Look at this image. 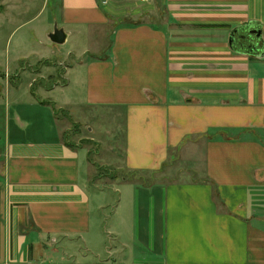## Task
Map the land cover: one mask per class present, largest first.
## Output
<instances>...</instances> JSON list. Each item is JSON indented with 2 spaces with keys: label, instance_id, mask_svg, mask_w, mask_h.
<instances>
[{
  "label": "crops",
  "instance_id": "1",
  "mask_svg": "<svg viewBox=\"0 0 264 264\" xmlns=\"http://www.w3.org/2000/svg\"><path fill=\"white\" fill-rule=\"evenodd\" d=\"M53 2L67 40H112L7 107L0 264H264V0ZM80 107L124 120L134 178L90 180L55 115Z\"/></svg>",
  "mask_w": 264,
  "mask_h": 264
},
{
  "label": "rangeland",
  "instance_id": "2",
  "mask_svg": "<svg viewBox=\"0 0 264 264\" xmlns=\"http://www.w3.org/2000/svg\"><path fill=\"white\" fill-rule=\"evenodd\" d=\"M113 6L110 2L109 7ZM122 9L128 14V7ZM128 22V16L120 18L117 26ZM56 26L60 28L61 20L53 0H0V145L6 134L7 107L32 102L31 93L38 94L33 96L38 102L48 97L61 100L60 87L68 77L65 66L84 60L85 52L105 53L112 40L110 30L93 39L71 35L64 44H55L49 34ZM95 114L77 108L72 117L77 124L66 113L59 115L68 130L66 139L90 151V180L106 185L119 177L118 181L121 177L134 178L131 172L115 171L122 163L113 160L124 156V120L98 118ZM107 160L112 164L109 168ZM120 198L125 200L124 189Z\"/></svg>",
  "mask_w": 264,
  "mask_h": 264
},
{
  "label": "water",
  "instance_id": "3",
  "mask_svg": "<svg viewBox=\"0 0 264 264\" xmlns=\"http://www.w3.org/2000/svg\"><path fill=\"white\" fill-rule=\"evenodd\" d=\"M250 34L255 35L257 38L261 37V31L259 30L253 29L250 31ZM49 39L55 44H64L67 40V34L63 28H58L56 26L54 30L49 34Z\"/></svg>",
  "mask_w": 264,
  "mask_h": 264
},
{
  "label": "trees",
  "instance_id": "4",
  "mask_svg": "<svg viewBox=\"0 0 264 264\" xmlns=\"http://www.w3.org/2000/svg\"><path fill=\"white\" fill-rule=\"evenodd\" d=\"M41 102L43 103V102H47V101H42V100H41ZM62 113H64V111H59V110H58V111H55V115H56V116H59V115L62 114Z\"/></svg>",
  "mask_w": 264,
  "mask_h": 264
},
{
  "label": "built area",
  "instance_id": "5",
  "mask_svg": "<svg viewBox=\"0 0 264 264\" xmlns=\"http://www.w3.org/2000/svg\"><path fill=\"white\" fill-rule=\"evenodd\" d=\"M140 2H143V3H149L150 1L152 0H139Z\"/></svg>",
  "mask_w": 264,
  "mask_h": 264
},
{
  "label": "flooded vegetation",
  "instance_id": "6",
  "mask_svg": "<svg viewBox=\"0 0 264 264\" xmlns=\"http://www.w3.org/2000/svg\"><path fill=\"white\" fill-rule=\"evenodd\" d=\"M248 47L252 48V45L248 44Z\"/></svg>",
  "mask_w": 264,
  "mask_h": 264
}]
</instances>
